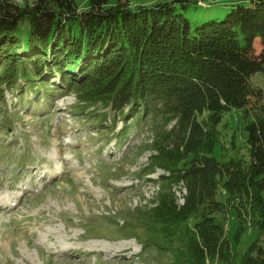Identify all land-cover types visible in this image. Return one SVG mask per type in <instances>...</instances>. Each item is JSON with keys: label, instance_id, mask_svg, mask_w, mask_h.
I'll use <instances>...</instances> for the list:
<instances>
[{"label": "trees", "instance_id": "16d2710c", "mask_svg": "<svg viewBox=\"0 0 264 264\" xmlns=\"http://www.w3.org/2000/svg\"><path fill=\"white\" fill-rule=\"evenodd\" d=\"M87 2L80 10L75 0H0V86L20 74L128 110L127 119L175 122L151 147L149 172L165 174L158 202L135 220L145 248L169 249L185 264H264V247L239 261L226 234L232 209L239 232L248 220L264 233V118L246 123L248 158L212 156L224 116L261 100L251 78L264 74V0ZM45 69L52 82L36 80Z\"/></svg>", "mask_w": 264, "mask_h": 264}, {"label": "rangeland", "instance_id": "374dc122", "mask_svg": "<svg viewBox=\"0 0 264 264\" xmlns=\"http://www.w3.org/2000/svg\"><path fill=\"white\" fill-rule=\"evenodd\" d=\"M75 1L88 9L87 0ZM214 1L198 3L207 8ZM45 72L31 77L52 82ZM7 82L0 86V264H185L169 249L145 248L148 233L135 224L140 209L158 202L165 173L149 172L151 147L175 122L165 125L157 115L127 119L128 110L118 114L20 74L11 87ZM251 82L261 100L224 116L212 153L219 161L248 158L245 126L264 118V74ZM171 189L181 204L182 186ZM247 221L239 232L236 210L228 213L226 234L239 261L254 244L264 247V233Z\"/></svg>", "mask_w": 264, "mask_h": 264}]
</instances>
